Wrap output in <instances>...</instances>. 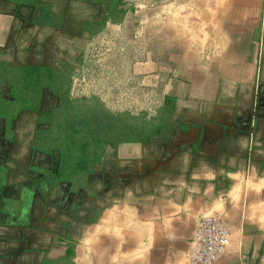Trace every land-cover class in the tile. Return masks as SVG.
<instances>
[{
	"label": "crops",
	"instance_id": "1",
	"mask_svg": "<svg viewBox=\"0 0 264 264\" xmlns=\"http://www.w3.org/2000/svg\"><path fill=\"white\" fill-rule=\"evenodd\" d=\"M118 1L153 6L0 0V264H189L197 223L214 214L232 231L214 264H264V192L240 173L264 176V0H215L199 55L165 23L174 0L147 15L144 72L160 83L162 130L106 144L81 183L60 178L58 81Z\"/></svg>",
	"mask_w": 264,
	"mask_h": 264
},
{
	"label": "rangeland",
	"instance_id": "2",
	"mask_svg": "<svg viewBox=\"0 0 264 264\" xmlns=\"http://www.w3.org/2000/svg\"><path fill=\"white\" fill-rule=\"evenodd\" d=\"M165 2H137L151 3L150 12L136 7V2H116V10L93 37L84 56L59 78L58 102L53 112L57 137L79 134L80 124L74 123L82 117L96 119V124L101 125L113 121L127 127L142 126L148 133L162 120L160 83L153 86L144 72V40L147 15L149 19L159 18ZM141 104L146 107L141 109ZM70 122L76 127L66 128Z\"/></svg>",
	"mask_w": 264,
	"mask_h": 264
},
{
	"label": "trees",
	"instance_id": "3",
	"mask_svg": "<svg viewBox=\"0 0 264 264\" xmlns=\"http://www.w3.org/2000/svg\"><path fill=\"white\" fill-rule=\"evenodd\" d=\"M52 77L54 76H50V80H52ZM15 79H21V77L17 78L15 76ZM24 79L28 80L30 77L25 76ZM41 80L44 81L43 78H37L35 84L38 85ZM34 87L36 88L37 86ZM15 94L16 97L18 96V98L27 101L29 104V95L20 96L16 92ZM30 108L27 107V110L37 109ZM97 123L96 119L79 118V122L74 123L80 124L78 127L80 129L79 134L73 132L64 133L63 136L57 137L56 143L61 150L59 176L62 180L74 182L75 184L86 180L87 176L92 172L94 165L100 160L106 144H118L125 141H147L150 140L152 134L156 135L162 130V123H158L153 127L151 135L142 126L136 127L129 125L127 127L113 121L105 125H101L99 122ZM67 127H72L73 129L76 126L70 122L66 124Z\"/></svg>",
	"mask_w": 264,
	"mask_h": 264
},
{
	"label": "clouds",
	"instance_id": "4",
	"mask_svg": "<svg viewBox=\"0 0 264 264\" xmlns=\"http://www.w3.org/2000/svg\"><path fill=\"white\" fill-rule=\"evenodd\" d=\"M225 5L231 3V0H224ZM215 0H206L205 7L200 8L197 0H174L173 3H170L166 6L165 9V23L175 31L177 38L182 41L186 47L187 51L190 53H196L199 55L202 42L205 41V32L208 28V22L204 19L206 14H214L216 9L213 7ZM213 36L208 35V41H212ZM213 45L209 44L207 47H212ZM201 60L204 57H200ZM203 67H207L203 65ZM141 109L145 108L146 105L141 104ZM138 114V113H135ZM152 115H155L152 112ZM184 161L187 163L188 156L185 154ZM241 176L245 182H251L253 184H260L261 191L264 192V176H261L257 173L256 169L251 170V175H246L245 172L241 171ZM116 209L121 211L118 205H114ZM108 211H111L109 209ZM261 214H264V207H260L258 210ZM92 236L89 235L85 239H91ZM84 243V241H82ZM111 264H120L119 260H112Z\"/></svg>",
	"mask_w": 264,
	"mask_h": 264
},
{
	"label": "built area",
	"instance_id": "5",
	"mask_svg": "<svg viewBox=\"0 0 264 264\" xmlns=\"http://www.w3.org/2000/svg\"><path fill=\"white\" fill-rule=\"evenodd\" d=\"M230 226L218 215H205L197 223L186 253L189 264H214L227 252Z\"/></svg>",
	"mask_w": 264,
	"mask_h": 264
}]
</instances>
